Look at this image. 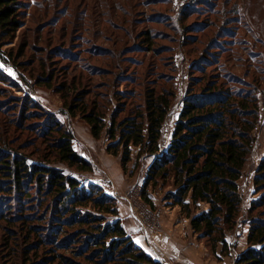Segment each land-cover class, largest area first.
<instances>
[{"label":"rangeland","instance_id":"obj_1","mask_svg":"<svg viewBox=\"0 0 264 264\" xmlns=\"http://www.w3.org/2000/svg\"><path fill=\"white\" fill-rule=\"evenodd\" d=\"M201 1L29 0L22 26L0 47V74L5 77L4 81L0 79V147L25 154L34 162L46 159L51 167L85 186L91 183L102 188L114 199L117 218L133 242L142 236L149 240L144 250L134 244L161 264L234 263L244 246L246 211L257 198L253 195L254 172L264 153V71L260 70L264 68V0H208V8L196 9ZM209 10L218 15H208ZM202 23L199 35L185 47L187 32ZM232 39L227 43L232 50L229 58L223 57L220 62L245 81L257 78L254 86L261 91L254 145L238 181L243 198L241 212L235 226L225 233L229 255H222L220 244L213 250L206 239L193 234L180 209L166 203L167 186L149 190L152 206L143 202L140 192L151 157L137 156L138 149L131 148V162L123 173L118 158L105 152L104 134L98 141L93 139L81 115L67 113L58 92L59 86H64L68 103L79 94L82 97L78 104H83L87 111L96 104L108 122L111 112L126 102L122 101L124 98L128 101L125 114L138 104V84L159 80L156 89L175 93L159 142L164 150L170 143L189 77L199 76L190 73V64ZM213 40L217 45L211 44ZM142 41L147 45L141 47ZM128 91H133L129 99L125 93ZM116 92H123L120 101ZM26 98L39 103L74 135L73 148L91 163V172H76L54 159L48 150L51 137L39 134L38 126L42 123L23 117L26 106L19 104ZM41 214L42 211L37 215ZM23 222L15 219L9 226L0 221V264H29L41 256L45 257L43 261L49 260L46 264H60L54 257L56 252L51 254L52 259H47L45 246L35 249L39 236L28 233V220ZM31 225L41 226L37 232L40 233L47 223ZM62 254L71 258L63 264H89L81 258L72 259L69 253Z\"/></svg>","mask_w":264,"mask_h":264},{"label":"trees","instance_id":"obj_2","mask_svg":"<svg viewBox=\"0 0 264 264\" xmlns=\"http://www.w3.org/2000/svg\"><path fill=\"white\" fill-rule=\"evenodd\" d=\"M28 1L0 0V47L22 26ZM202 1L196 9L208 8L210 2ZM207 13L218 15L215 10ZM194 15L197 17L198 13ZM202 26L203 23L191 27V31L184 27L188 31L185 47L199 35ZM231 41L190 64V73L199 76L189 77L170 143L164 150L159 142L175 93L156 89L159 80L138 84L141 88L138 104L125 114L128 101L124 98L122 101L126 102L111 112L108 122L96 104L87 111L83 104H78L82 97L79 94L68 103L64 86H59L58 92L67 113L74 117L77 113L81 115L93 139L98 141L104 134L105 152L118 158L123 173L131 162V148L138 149L137 156L151 157L140 192L143 202L152 206L149 190L167 186L166 203L178 207L189 220L193 234L206 239L213 250L220 244L222 255H229L225 233L235 226L241 212L243 198L238 181L254 145L261 91L254 86L257 78L248 82L223 67L225 63L220 61L229 58L232 50L227 43ZM146 43L142 41L141 47ZM211 44L217 45L215 40ZM0 79L4 81L3 74ZM122 93H115L119 101ZM125 93L129 99L133 91ZM19 105L26 106L24 119L42 123L38 131L45 138L51 137L48 150L54 159L76 172L92 171L91 163L74 150V135L55 116L28 98ZM121 113L124 115L120 117ZM253 187L257 198L246 211V248L233 264H264V157L256 166ZM40 211L42 214L38 216ZM15 219H20L21 224L28 220L25 230L39 236L35 249L45 246L47 259H52L51 254L56 252L54 257L60 264L71 259L63 256L65 252L72 259L81 258L89 264H161L134 244L117 218L114 199L102 188L91 183L85 186L75 177L51 167L46 159L34 162L25 154L0 147V221L12 226ZM37 222L47 223L43 232L37 233L41 226L31 225ZM43 258L29 264H46L49 260Z\"/></svg>","mask_w":264,"mask_h":264},{"label":"crops","instance_id":"obj_3","mask_svg":"<svg viewBox=\"0 0 264 264\" xmlns=\"http://www.w3.org/2000/svg\"><path fill=\"white\" fill-rule=\"evenodd\" d=\"M180 109H181V106H180ZM179 112H180V110H179ZM179 114V113H178ZM262 151H264V150H262ZM264 157V153H263V155H261L260 156V158H263ZM254 195V194H253ZM253 195H252V197H253ZM247 230H248V226L246 225L245 226V229H244V238H243V242H244V246L241 248V251H243L245 248H246V234H247ZM147 241H149V240H147L146 239V237H144V236H142L141 238L140 237H137V239L136 240H134V242L138 245V246H140V247H142L143 248V250H144V246L147 244ZM176 241V240H175ZM179 246V245H178ZM161 248V247H160ZM161 249H163V248H161ZM160 250V249H159ZM166 251V250H165ZM166 254H169L168 253V251H166L165 252ZM160 259H162V261H163V258H160ZM160 259H158L159 261H160Z\"/></svg>","mask_w":264,"mask_h":264}]
</instances>
